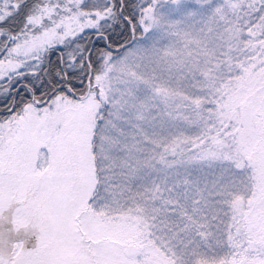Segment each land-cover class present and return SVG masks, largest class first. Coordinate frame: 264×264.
<instances>
[{
    "label": "snow or ice",
    "instance_id": "1",
    "mask_svg": "<svg viewBox=\"0 0 264 264\" xmlns=\"http://www.w3.org/2000/svg\"><path fill=\"white\" fill-rule=\"evenodd\" d=\"M0 264H264V0H0Z\"/></svg>",
    "mask_w": 264,
    "mask_h": 264
},
{
    "label": "clouds",
    "instance_id": "2",
    "mask_svg": "<svg viewBox=\"0 0 264 264\" xmlns=\"http://www.w3.org/2000/svg\"><path fill=\"white\" fill-rule=\"evenodd\" d=\"M14 224L17 230L23 234L25 231L30 229L31 216L27 208L18 209L13 215Z\"/></svg>",
    "mask_w": 264,
    "mask_h": 264
},
{
    "label": "trees",
    "instance_id": "3",
    "mask_svg": "<svg viewBox=\"0 0 264 264\" xmlns=\"http://www.w3.org/2000/svg\"><path fill=\"white\" fill-rule=\"evenodd\" d=\"M97 46H99V45H97ZM51 60H52V62H53V64H54L55 61H56V56L53 55V56L51 57ZM21 83H24V82H18L17 84L13 85V89L15 90V89L19 88V89H20V92L23 93L24 90H23L22 87H20ZM17 98H18V97H17Z\"/></svg>",
    "mask_w": 264,
    "mask_h": 264
},
{
    "label": "rangeland",
    "instance_id": "4",
    "mask_svg": "<svg viewBox=\"0 0 264 264\" xmlns=\"http://www.w3.org/2000/svg\"><path fill=\"white\" fill-rule=\"evenodd\" d=\"M29 81H31V77H28L25 81H23V82H29Z\"/></svg>",
    "mask_w": 264,
    "mask_h": 264
}]
</instances>
